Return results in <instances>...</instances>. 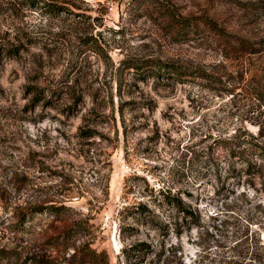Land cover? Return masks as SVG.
Segmentation results:
<instances>
[{
	"label": "rangeland",
	"instance_id": "rangeland-1",
	"mask_svg": "<svg viewBox=\"0 0 264 264\" xmlns=\"http://www.w3.org/2000/svg\"><path fill=\"white\" fill-rule=\"evenodd\" d=\"M0 39V264L264 249V0H0Z\"/></svg>",
	"mask_w": 264,
	"mask_h": 264
},
{
	"label": "trees",
	"instance_id": "trees-1",
	"mask_svg": "<svg viewBox=\"0 0 264 264\" xmlns=\"http://www.w3.org/2000/svg\"><path fill=\"white\" fill-rule=\"evenodd\" d=\"M6 44H4L3 39H0V52L1 51H6ZM8 51V50H7ZM258 149L260 150V155L263 157L264 156V146H259L256 145ZM264 185V183H263ZM171 201L174 203L176 209L180 212H182L184 215H187V217H192V214H190L189 210L184 208L178 198L172 197ZM190 225H197V220H194L190 222ZM260 248H254L253 251L251 249L249 257L246 258L245 264H264V249L260 250ZM245 261V258H244Z\"/></svg>",
	"mask_w": 264,
	"mask_h": 264
}]
</instances>
